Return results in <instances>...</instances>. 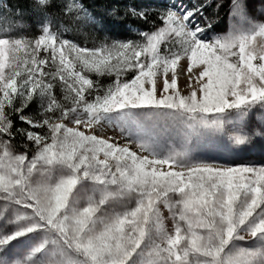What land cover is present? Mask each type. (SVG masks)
Returning <instances> with one entry per match:
<instances>
[{"label":"snow or ice","instance_id":"obj_1","mask_svg":"<svg viewBox=\"0 0 264 264\" xmlns=\"http://www.w3.org/2000/svg\"><path fill=\"white\" fill-rule=\"evenodd\" d=\"M260 5L5 6L0 264H264Z\"/></svg>","mask_w":264,"mask_h":264},{"label":"trees","instance_id":"obj_2","mask_svg":"<svg viewBox=\"0 0 264 264\" xmlns=\"http://www.w3.org/2000/svg\"><path fill=\"white\" fill-rule=\"evenodd\" d=\"M181 2V0H177ZM85 4L90 7L99 16H104L105 28L115 38H124L131 23L130 20L125 21L118 17L106 15V9L113 6L123 9L126 5H141L146 0H84ZM156 2L168 3L165 0H156ZM187 2V0H185ZM215 2V0H214ZM223 7L220 9L219 24L223 27L227 22V12L229 0H222ZM31 0H0V14L4 13L5 6L10 7L13 11L16 9L28 10L30 8ZM214 9H208L211 13ZM24 20L31 22L29 16L25 15Z\"/></svg>","mask_w":264,"mask_h":264},{"label":"rangeland","instance_id":"obj_3","mask_svg":"<svg viewBox=\"0 0 264 264\" xmlns=\"http://www.w3.org/2000/svg\"><path fill=\"white\" fill-rule=\"evenodd\" d=\"M168 2V5L172 4H179L177 0H165ZM250 5L252 8L250 10L255 12H258L261 5H260V0H249ZM228 25V17H227V22L226 24L221 27V29H226ZM244 160H255L259 161L261 159H264V142H257L254 146H252L250 149H248L242 157Z\"/></svg>","mask_w":264,"mask_h":264}]
</instances>
